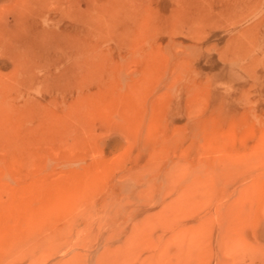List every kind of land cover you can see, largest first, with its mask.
Returning <instances> with one entry per match:
<instances>
[{
	"label": "rangeland",
	"instance_id": "rangeland-1",
	"mask_svg": "<svg viewBox=\"0 0 264 264\" xmlns=\"http://www.w3.org/2000/svg\"><path fill=\"white\" fill-rule=\"evenodd\" d=\"M0 264H264V0H0Z\"/></svg>",
	"mask_w": 264,
	"mask_h": 264
}]
</instances>
